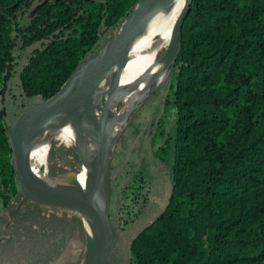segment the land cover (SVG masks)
<instances>
[{
  "label": "trees",
  "instance_id": "trees-1",
  "mask_svg": "<svg viewBox=\"0 0 264 264\" xmlns=\"http://www.w3.org/2000/svg\"><path fill=\"white\" fill-rule=\"evenodd\" d=\"M0 0V132L56 95L141 0ZM109 156L111 264H264V0H191L163 82ZM47 177L80 172L54 142ZM0 155V264H81L78 213L27 200ZM116 204L112 207V195Z\"/></svg>",
  "mask_w": 264,
  "mask_h": 264
},
{
  "label": "bare ground",
  "instance_id": "bare-ground-1",
  "mask_svg": "<svg viewBox=\"0 0 264 264\" xmlns=\"http://www.w3.org/2000/svg\"><path fill=\"white\" fill-rule=\"evenodd\" d=\"M185 1L167 0L157 7L132 42L116 85L117 67L91 93L38 121L39 127L26 142L28 167L37 179L46 181V173L41 167L46 165L51 145L62 139L65 145L73 146L83 154L75 181L84 187L88 185L105 209L108 176L104 168L102 172H96L95 167L106 162L103 156L115 146L120 130L126 125L127 114L147 95L152 83L160 82L167 72L171 57L158 56L168 47L174 23ZM92 68L90 65L86 74ZM82 216L87 229V264L95 246V229L90 218L84 213Z\"/></svg>",
  "mask_w": 264,
  "mask_h": 264
},
{
  "label": "water",
  "instance_id": "water-1",
  "mask_svg": "<svg viewBox=\"0 0 264 264\" xmlns=\"http://www.w3.org/2000/svg\"><path fill=\"white\" fill-rule=\"evenodd\" d=\"M48 1L49 0H44L32 13L34 14ZM165 1L167 0H141L133 13L126 18L122 27L105 47H102L91 59L84 60L80 63L77 70L63 84L56 95L35 108L22 113L8 131L12 150L10 165L18 180L20 192L24 196L23 203L30 200L48 207L66 208L80 215L85 228L86 244L81 264H86L85 255L88 244L87 229L82 213L90 218L95 229V246L91 260L87 264H111L114 235L108 215L109 187L106 207L103 209L95 199L91 188L88 185L84 187L75 181L77 173H70L66 178L62 179L51 180L48 177L46 181L37 179L31 173L27 163V138L37 130L39 127L38 121L43 116L56 112L66 105L91 93L115 67H117L114 77V84L116 85L120 73L124 68V58L132 42L141 32L146 21L157 7ZM190 3L191 0L185 1L176 18L170 41L165 52L166 55L171 57V60L166 75L159 84L154 83L155 89L153 91L163 82L169 72V67L174 63L179 33ZM90 65H93V68L86 74ZM149 92L151 93V88ZM139 103L127 114V119L129 115L137 109L136 107H139ZM70 147L78 152L82 161V152L73 146ZM112 150L103 156L106 162H103L101 166L98 165L95 167L96 172H102L104 168L107 172L108 181L109 156Z\"/></svg>",
  "mask_w": 264,
  "mask_h": 264
},
{
  "label": "rangeland",
  "instance_id": "rangeland-1",
  "mask_svg": "<svg viewBox=\"0 0 264 264\" xmlns=\"http://www.w3.org/2000/svg\"><path fill=\"white\" fill-rule=\"evenodd\" d=\"M165 52L166 51H162L160 54H159V58H163L164 57V55H165ZM165 75H166V73H165ZM164 75V76H165ZM164 78V77H163ZM162 78V79H163ZM162 81V80H161ZM160 81V82H161ZM154 83H158L159 84V82H153L152 84H154ZM150 88H151V86H150ZM150 91V90H149ZM149 94H150V92H148L147 93V95L142 99V101L139 103V104H141L143 101H144V99H146L148 96H149ZM138 104V103H137ZM136 104V105H137ZM123 105V103L122 104H120V106L117 108V110L118 109H120L121 108V106ZM135 105V106H136ZM134 108V107H133ZM132 108V109H133ZM137 109L139 108V107H136ZM136 110V109H135ZM118 112V111H117ZM111 115H112V113H111ZM125 127V124L123 125V127H122V129L120 130V132L123 130V128ZM119 132V133H120ZM56 142L58 143V145H65L64 144V142L62 141V139H59V140H56ZM67 146V145H66ZM114 148V147H113ZM112 148V149H113ZM111 149V150H112ZM0 155H1V159H2V165H3V172H4V174H5V176H6V179H7V182H8V184H9V186L10 187H12V189L14 188L13 187V180H12V177H11V175H10V157H9V150H8V147H7V145H6V143H5V141L3 140V138H2V136H1V132H0ZM41 169L42 170H44L45 171V173H46V176H47V171H48V164H47V162H46V165L44 166V167H41ZM112 207H114L115 206V204H116V198H115V194L114 195H112ZM85 248H86V244L85 243H83V242H81L80 243V246H79V250H78V254H79V260L84 256V252H85Z\"/></svg>",
  "mask_w": 264,
  "mask_h": 264
}]
</instances>
